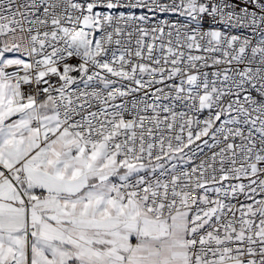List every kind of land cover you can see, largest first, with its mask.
Wrapping results in <instances>:
<instances>
[{
  "label": "snow or ice",
  "instance_id": "obj_1",
  "mask_svg": "<svg viewBox=\"0 0 264 264\" xmlns=\"http://www.w3.org/2000/svg\"><path fill=\"white\" fill-rule=\"evenodd\" d=\"M0 264H264V0H0Z\"/></svg>",
  "mask_w": 264,
  "mask_h": 264
}]
</instances>
